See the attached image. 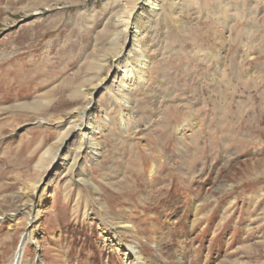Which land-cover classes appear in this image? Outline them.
I'll return each instance as SVG.
<instances>
[{"label":"rangeland","instance_id":"obj_1","mask_svg":"<svg viewBox=\"0 0 264 264\" xmlns=\"http://www.w3.org/2000/svg\"><path fill=\"white\" fill-rule=\"evenodd\" d=\"M133 1L0 0V264L33 228L20 264H132L104 238L120 221L148 264H264V0L138 11L144 70ZM88 106L93 156L68 137Z\"/></svg>","mask_w":264,"mask_h":264},{"label":"bare ground","instance_id":"obj_2","mask_svg":"<svg viewBox=\"0 0 264 264\" xmlns=\"http://www.w3.org/2000/svg\"><path fill=\"white\" fill-rule=\"evenodd\" d=\"M160 4H161V0H135L132 2L131 5H129V6L127 5V7H126V9L128 10V12H127L128 16L126 19L123 20V22H124L123 25H124V30H125L126 34L129 35V40L126 42V44H127L126 49H124L123 51L125 53L128 52V55H131L130 57L132 60L133 57H134V59H136L135 56H132L133 51L139 50L136 54L138 57L137 58V63H138L137 67H140L143 70L147 68L150 60L146 57V55H144V53H145L143 51L144 48L142 46L138 45L139 41L142 39L143 34L140 31V29H138L137 26H135V24L133 23V20L136 17V13L138 11L141 12L147 6H150L152 8V10L155 11V10L159 9ZM128 43H129V45H128ZM131 44L133 46H131ZM119 56H117L116 58H119ZM137 67H134L132 64L129 63L128 66H126L125 69L121 72V80L123 81V85H122L121 91H120L121 94L126 95L133 87H135L138 84V81H137V73H138L137 69L138 68ZM106 89L109 90L110 85ZM123 104L126 107L130 106V103L126 99H123ZM88 108H89V106L83 112L79 113L77 116H75L73 118L74 122H72V123L75 124L73 126L74 131L72 130L73 132H71V134L68 137L72 138L74 134L80 133L79 134V142H80L79 154L81 155L84 152H87V153L90 152V154L93 156V155L97 154L98 148L100 149V145L97 143V141L93 137L95 132H97L98 129L93 127V126H90V114L88 112ZM70 124H71V122H70ZM84 127L87 128V132L83 131ZM99 152H100V150H99ZM75 165H77V161H75ZM75 165H74V167H75ZM150 173L151 174L156 173V165L151 167ZM33 191L36 192V194H38L40 191L39 187L34 188ZM44 195H45V190H43V192L39 195L38 199L36 198L38 200L37 206L39 205L40 207H42ZM37 200H35V201L37 202ZM36 202L33 201V203H31V205H28L22 211H20L21 214L24 215L28 219L27 225H29V226H32V224L35 223V220H36V215H35V208H36L35 204H36ZM195 207L198 208V206H195ZM198 217H199V215H198L197 211H195L192 215V219H193L192 224L193 225L195 223H197V221L199 219ZM3 220H4V218H3ZM122 224H123V222H121V221L113 224L110 228H108L107 232L104 229L103 234H105L104 235L105 241L109 245H111L112 248H114L115 250H117L119 252H122L121 249H123V251L125 252V261L126 262H130L132 264H148L149 262L146 260V258L143 255L142 250L140 249V247H141L140 244H138V243H134L131 245L130 244H123V240L121 237L122 233L120 232L119 229L122 228V229H125L128 231H132L133 225H129L128 223H125V222H124V226H122ZM34 235H35V228H33V229H31V231L27 232L25 238L23 239V243L21 244V248L17 250L18 252L16 253V255L13 259V262L11 264H20L22 257L24 255L25 247H26L27 243L30 242V243L34 244V242H35L33 240ZM41 263H39V264H41Z\"/></svg>","mask_w":264,"mask_h":264}]
</instances>
